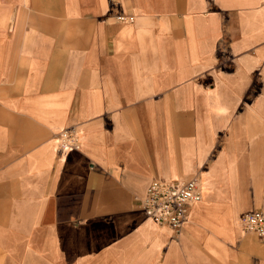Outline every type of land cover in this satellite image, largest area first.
Instances as JSON below:
<instances>
[{
  "label": "crops",
  "instance_id": "0c3cea01",
  "mask_svg": "<svg viewBox=\"0 0 264 264\" xmlns=\"http://www.w3.org/2000/svg\"><path fill=\"white\" fill-rule=\"evenodd\" d=\"M192 177L178 234L145 215ZM253 209L264 0H0V264H264Z\"/></svg>",
  "mask_w": 264,
  "mask_h": 264
},
{
  "label": "built area",
  "instance_id": "2783aa9c",
  "mask_svg": "<svg viewBox=\"0 0 264 264\" xmlns=\"http://www.w3.org/2000/svg\"><path fill=\"white\" fill-rule=\"evenodd\" d=\"M119 22L132 23L134 18L123 10L115 13ZM58 150L78 149L80 139L74 126L62 128L57 135ZM202 199L200 180L198 177L187 181L152 179L147 185L140 203L147 217L156 224L168 226L179 233L189 215L190 206ZM247 231L264 236V209H253L241 217Z\"/></svg>",
  "mask_w": 264,
  "mask_h": 264
}]
</instances>
